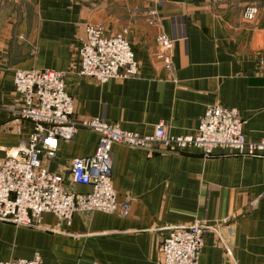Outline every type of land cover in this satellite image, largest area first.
I'll use <instances>...</instances> for the list:
<instances>
[{
	"label": "crops",
	"instance_id": "1",
	"mask_svg": "<svg viewBox=\"0 0 264 264\" xmlns=\"http://www.w3.org/2000/svg\"><path fill=\"white\" fill-rule=\"evenodd\" d=\"M248 8L257 9L252 21ZM154 23L151 25L150 23ZM107 36L126 33L138 75L100 84L82 77L79 51L85 27ZM174 43L173 69L158 58V35ZM264 0H0V163L32 132L21 133L13 114L24 106L14 87L17 70L64 73L78 119L100 118L124 131L195 135L206 110L238 111L247 139H264ZM98 136L82 130L60 142L46 162L65 176L74 159L93 156ZM113 184L130 215L76 213L70 225L45 214L40 228L0 223V262L43 264H159L171 229L200 223V264H264V155L231 156L217 150L153 154L114 146ZM224 221H229L227 225ZM228 227L232 229L229 235Z\"/></svg>",
	"mask_w": 264,
	"mask_h": 264
},
{
	"label": "built area",
	"instance_id": "2",
	"mask_svg": "<svg viewBox=\"0 0 264 264\" xmlns=\"http://www.w3.org/2000/svg\"><path fill=\"white\" fill-rule=\"evenodd\" d=\"M257 12L255 8H248L244 18L252 21ZM157 41L161 47L158 58L171 71L174 43L164 33L158 35ZM79 57V74L100 84L138 75L126 33L107 36L99 24L85 27ZM260 62L264 65V56ZM14 87L24 106L14 112L13 124L19 133L26 123L31 124L33 130L27 140L9 151L0 163V223L40 228L45 214L54 215L59 224L67 225L76 213L100 212L128 217L131 201L119 203L113 184L111 151L116 145L142 150L148 155H180L197 150L204 159L215 156L217 150L240 157L264 155V139L254 141L245 137L243 120L235 109L208 108L195 135L173 136L163 125L150 135H142L124 131L100 118H76L74 100L66 90L62 72L17 70ZM82 130L98 136L97 149L93 156L71 162L68 180L71 185L88 188L86 193L69 190L65 176L51 172L46 166V162L55 157L60 142L70 143ZM208 229L211 227L200 223L171 229L163 241L159 264H200L204 232ZM228 231L231 235L230 227ZM0 264H43V260L36 253L32 259L17 258Z\"/></svg>",
	"mask_w": 264,
	"mask_h": 264
}]
</instances>
